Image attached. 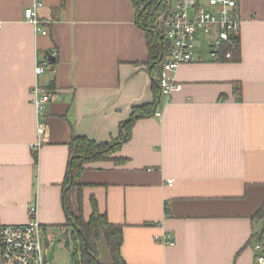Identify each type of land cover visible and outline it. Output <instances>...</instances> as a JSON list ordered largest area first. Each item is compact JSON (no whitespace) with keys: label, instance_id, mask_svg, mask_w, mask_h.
Instances as JSON below:
<instances>
[{"label":"crops","instance_id":"obj_1","mask_svg":"<svg viewBox=\"0 0 264 264\" xmlns=\"http://www.w3.org/2000/svg\"><path fill=\"white\" fill-rule=\"evenodd\" d=\"M33 1L0 0V226L26 223L36 203L43 242L59 232L66 239L70 228L64 243L73 254L66 214L79 216L81 200L87 221L94 200L121 226L125 264H254L261 223L252 215L264 201V0L239 1L237 60H212L201 40L172 73L167 96L145 63L132 0H38L44 35L23 15ZM48 56L35 76V59ZM34 83L54 95L38 149ZM154 102L107 159L84 163L78 187L62 186L75 135L115 140L135 107ZM164 232L174 244L154 240ZM96 250L100 264L112 263L102 233Z\"/></svg>","mask_w":264,"mask_h":264},{"label":"built area","instance_id":"obj_2","mask_svg":"<svg viewBox=\"0 0 264 264\" xmlns=\"http://www.w3.org/2000/svg\"><path fill=\"white\" fill-rule=\"evenodd\" d=\"M240 0H170L166 14L159 18L162 37L166 41L161 77L158 85L160 94L169 95L175 85L172 73L182 64L193 60L194 50L202 41L207 43L209 56L214 61L232 58V50L238 48L240 34ZM42 5L34 0L24 8L23 15L37 34H46L47 29L38 19L37 10ZM51 52L50 56H55ZM48 56V58H50ZM36 58L34 75L38 76L50 64V59ZM31 104L37 117L36 142L39 148L45 133L43 121L45 106L53 100V93L34 83L30 88ZM156 115H160L156 112ZM38 206L29 203L26 207L28 220L23 224L0 226L1 264H46L43 253V231L37 217ZM154 240L171 245L174 238L170 232L154 236ZM254 264H264V253L259 243L253 244Z\"/></svg>","mask_w":264,"mask_h":264},{"label":"trees","instance_id":"obj_3","mask_svg":"<svg viewBox=\"0 0 264 264\" xmlns=\"http://www.w3.org/2000/svg\"><path fill=\"white\" fill-rule=\"evenodd\" d=\"M132 3L135 9L137 25L143 30L146 38L148 53L145 63L149 67L153 83L158 84L161 77V66L166 44V41L162 37L159 18L167 13L170 7V0H132ZM238 57L239 49L232 50L231 59L237 60ZM154 88H156L155 85ZM237 89H239V87ZM158 92L160 94L159 87ZM155 107L156 102L141 107H135L127 120L123 122L121 136L110 142L98 143L84 136L75 135L68 144L69 160L62 186H77L74 180L83 170L84 163L107 159L109 155L117 149L119 144L123 143L128 138L132 123L140 116L149 115L151 110L154 111ZM80 201L81 200H79V216L74 217L70 213L66 214L68 224L72 225L74 228L75 238L79 246L78 252L76 250L73 251V264H100L97 258L96 242L101 233L104 236L112 257L111 264H125L120 255V245L122 243L121 226L109 223L105 214L99 213L94 200H92L90 217L87 221H84L81 217ZM252 220L260 221L261 223L260 229L253 233V237L254 243H259L263 246L264 201L252 215ZM262 252H264L263 247Z\"/></svg>","mask_w":264,"mask_h":264},{"label":"rangeland","instance_id":"obj_4","mask_svg":"<svg viewBox=\"0 0 264 264\" xmlns=\"http://www.w3.org/2000/svg\"><path fill=\"white\" fill-rule=\"evenodd\" d=\"M71 231L72 229L70 228L66 230L67 238L68 241H70V243H72L70 240ZM62 234H63L62 232H59V235L53 236L54 237L53 240L52 238H50L47 244L43 242V253L46 259V264H73L72 253L69 249L65 247V243H64L67 238L65 239V237L62 236ZM43 239H44V235H43Z\"/></svg>","mask_w":264,"mask_h":264},{"label":"water","instance_id":"obj_5","mask_svg":"<svg viewBox=\"0 0 264 264\" xmlns=\"http://www.w3.org/2000/svg\"><path fill=\"white\" fill-rule=\"evenodd\" d=\"M48 59H50V58H48ZM52 60V59H51ZM73 227V226H72Z\"/></svg>","mask_w":264,"mask_h":264}]
</instances>
